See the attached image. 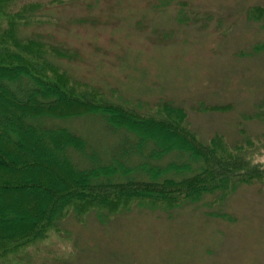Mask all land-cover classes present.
I'll use <instances>...</instances> for the list:
<instances>
[{
	"label": "rangeland",
	"instance_id": "1",
	"mask_svg": "<svg viewBox=\"0 0 264 264\" xmlns=\"http://www.w3.org/2000/svg\"><path fill=\"white\" fill-rule=\"evenodd\" d=\"M65 1L42 12L58 24L21 28L18 36L73 51V60H50L113 102L144 111L164 102L184 108L190 129L204 143L219 133L264 169V0ZM206 105L230 107L191 110ZM101 120L50 124L69 127L102 151L97 142L104 141L105 150L110 139ZM221 197L206 195L173 210L136 208L106 224L95 212L85 224L70 218L66 235L30 248L18 260L264 264V182L242 185L217 204Z\"/></svg>",
	"mask_w": 264,
	"mask_h": 264
},
{
	"label": "trees",
	"instance_id": "2",
	"mask_svg": "<svg viewBox=\"0 0 264 264\" xmlns=\"http://www.w3.org/2000/svg\"><path fill=\"white\" fill-rule=\"evenodd\" d=\"M66 2L0 0V264H21L30 248L62 238L70 218L85 224L95 212L106 224L136 208L173 210L217 193L221 204L240 186L264 182L262 165L223 135L204 143L184 108L113 102L50 60H73V51L18 36L21 28L58 24L42 12ZM87 116L102 117L105 150L104 141L93 150L69 127L50 124Z\"/></svg>",
	"mask_w": 264,
	"mask_h": 264
}]
</instances>
